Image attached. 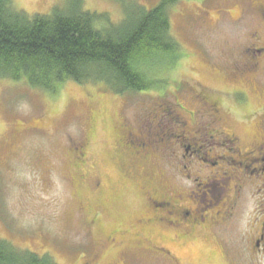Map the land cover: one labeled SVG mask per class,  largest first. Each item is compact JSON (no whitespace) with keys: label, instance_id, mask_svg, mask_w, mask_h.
Masks as SVG:
<instances>
[{"label":"rangeland","instance_id":"1","mask_svg":"<svg viewBox=\"0 0 264 264\" xmlns=\"http://www.w3.org/2000/svg\"><path fill=\"white\" fill-rule=\"evenodd\" d=\"M79 1L83 10L105 15L116 24L124 20L126 10H150L165 3L170 33L180 45L181 57L164 64L156 86L143 92L118 94L102 82L72 80L47 91L25 80L0 79V239L22 250L49 255L57 264H175L162 253L151 252L155 251L151 245L166 247L182 264H229L225 250L231 256L230 246L223 248L205 239L208 233L183 240L171 225L138 223L139 218L151 215L141 190L143 181H139L145 172L157 174L160 182L165 170L168 177L164 175L161 190L175 196L179 192L173 190L178 186L192 190L193 182L184 178L186 169L174 168L180 177L166 168L180 155H168L165 162L159 153L148 160L136 158L127 167L131 174L127 178L119 169L123 162L118 151H124L120 147L123 126L140 125L155 103L180 102L185 112L193 111L194 90L202 88L221 103V126L235 125L243 140L257 135L253 114L264 106V74L239 78L234 74L243 62L240 53L250 46L248 35L259 24L249 4L257 1ZM14 2L17 10L32 17L65 9L73 0ZM163 90L168 91L164 96ZM240 91L245 93L244 100L235 95ZM80 145L86 153L79 161L81 167L76 165L79 152L74 149ZM200 166L209 172L207 166ZM253 206L252 200L243 203L239 216L246 217ZM96 211L101 212L99 222L89 223ZM229 226L223 231L224 238L234 243L235 253L245 222L237 220ZM117 228L115 241H110L107 234Z\"/></svg>","mask_w":264,"mask_h":264},{"label":"flooded vegetation","instance_id":"2","mask_svg":"<svg viewBox=\"0 0 264 264\" xmlns=\"http://www.w3.org/2000/svg\"><path fill=\"white\" fill-rule=\"evenodd\" d=\"M256 1V4H249L257 13L259 24L248 35L250 46L240 53L243 62L240 70H235L234 73L238 78L254 74L259 77L264 74V0ZM202 89L194 90L193 111L188 109L186 113L180 102L155 103L150 108L154 112H149V109L140 119V125L130 123L123 126L125 133L121 138L120 147L124 151L119 150L118 156L123 162L122 165L119 163V169L127 178L131 175L127 167L133 166L136 158L148 160L159 153L165 162L168 155L179 154V164L175 161L174 164L169 163L166 168L180 177L179 167L186 169L185 180L191 179L193 182L191 191H185L178 186L173 190L179 192L175 196L161 190L164 175L165 178L168 177L165 170L163 176L160 174V182L157 174L149 175L145 172L139 181H143L141 190L147 196L148 214L151 215L139 218L138 223L149 226L154 222L171 225L183 240H194L197 239L196 236L208 233L209 237L205 239L217 242L223 248L228 249L230 246L231 256L225 250L229 264H264V106L253 114V119L258 121L259 132L249 139L250 141L243 140L234 130L235 125L230 126L231 128L226 124L221 126V103L217 101L214 93L210 95L209 90ZM261 89H264L263 85ZM166 92L168 91L163 90L162 96ZM243 93L236 92L237 99L241 97L244 100ZM199 117H202L201 121L196 120ZM81 146L74 148L79 152L76 165L80 164V167L83 164L79 161L83 160L86 154ZM217 148H222L225 152H217ZM187 159L188 164L182 166L183 161ZM200 165L207 166L209 172H206L207 169L203 170ZM227 165L241 170L238 173L228 170L225 168ZM176 167L178 171L175 170ZM82 177L85 178L84 175ZM185 200L186 204H182ZM250 200L254 203L252 212L246 217H240L241 206ZM80 202L82 203V200ZM100 215L101 212L96 211L89 223L99 222ZM237 220L245 222V226L244 231L237 236L234 253L231 248L234 243L224 238L223 231ZM113 231L107 234L110 241H115L114 236L119 229ZM150 248L155 250L151 252L162 253V256L175 261V264H182L166 247L151 245Z\"/></svg>","mask_w":264,"mask_h":264},{"label":"trees","instance_id":"3","mask_svg":"<svg viewBox=\"0 0 264 264\" xmlns=\"http://www.w3.org/2000/svg\"><path fill=\"white\" fill-rule=\"evenodd\" d=\"M179 57L165 3L126 10L116 24L83 10L79 0L32 17L17 10L14 0H0V79L25 80L47 91L72 80L102 82L118 94L143 92L156 86L164 64ZM0 264L57 263L0 239Z\"/></svg>","mask_w":264,"mask_h":264}]
</instances>
